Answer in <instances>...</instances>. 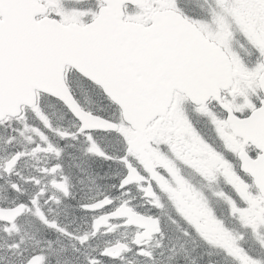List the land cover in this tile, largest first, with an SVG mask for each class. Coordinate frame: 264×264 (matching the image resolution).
Listing matches in <instances>:
<instances>
[{
  "label": "snow or ice",
  "instance_id": "snow-or-ice-1",
  "mask_svg": "<svg viewBox=\"0 0 264 264\" xmlns=\"http://www.w3.org/2000/svg\"><path fill=\"white\" fill-rule=\"evenodd\" d=\"M0 264H264V0H0Z\"/></svg>",
  "mask_w": 264,
  "mask_h": 264
}]
</instances>
